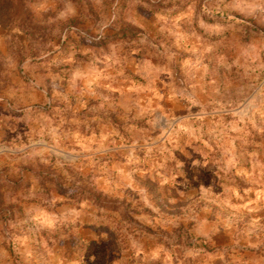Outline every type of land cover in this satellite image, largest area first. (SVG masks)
Wrapping results in <instances>:
<instances>
[{
  "label": "rangeland",
  "instance_id": "374dc122",
  "mask_svg": "<svg viewBox=\"0 0 264 264\" xmlns=\"http://www.w3.org/2000/svg\"><path fill=\"white\" fill-rule=\"evenodd\" d=\"M0 0V264H264V0Z\"/></svg>",
  "mask_w": 264,
  "mask_h": 264
},
{
  "label": "trees",
  "instance_id": "16d2710c",
  "mask_svg": "<svg viewBox=\"0 0 264 264\" xmlns=\"http://www.w3.org/2000/svg\"><path fill=\"white\" fill-rule=\"evenodd\" d=\"M75 2L79 3V5H81V7H86L87 9H90V2L89 0H75Z\"/></svg>",
  "mask_w": 264,
  "mask_h": 264
}]
</instances>
